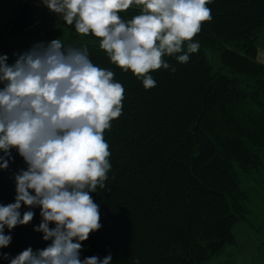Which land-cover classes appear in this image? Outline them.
<instances>
[{
    "label": "trees",
    "instance_id": "16d2710c",
    "mask_svg": "<svg viewBox=\"0 0 264 264\" xmlns=\"http://www.w3.org/2000/svg\"><path fill=\"white\" fill-rule=\"evenodd\" d=\"M36 1L22 0L0 30V54L9 64L34 45L26 37ZM207 7L212 19L193 40L198 52L184 64L166 57L176 71L152 72L156 86L147 90L111 63L98 38H67L65 45L86 47L92 62L113 71L125 89L122 115L104 132L111 153L107 187L90 193L102 227L82 242L81 259L111 254L112 264H205L235 245L232 228L248 213L240 175L264 170V64L256 59L264 0H212ZM137 14L135 6L120 13L125 20ZM57 38L51 31L42 42ZM205 51L218 53L221 68ZM5 159L0 205L6 206L15 202V174L27 164L15 149ZM25 211L35 214L30 223L4 229L12 239L0 248V264L51 243L34 230L40 208L22 205L21 217Z\"/></svg>",
    "mask_w": 264,
    "mask_h": 264
},
{
    "label": "clouds",
    "instance_id": "9594fccd",
    "mask_svg": "<svg viewBox=\"0 0 264 264\" xmlns=\"http://www.w3.org/2000/svg\"><path fill=\"white\" fill-rule=\"evenodd\" d=\"M40 2L77 34L98 38L111 63L131 71L146 90L156 86L152 72L176 71L166 57L184 64L198 52L193 40L212 19V0ZM134 6L139 14L123 19L120 13ZM14 55L9 64L0 54V169L8 168L12 149L27 169L15 174V202L0 205V248L12 239L5 227L33 220V211L21 217V206L39 207L42 222L34 230L51 243L27 248L10 264H112L111 254L81 259L80 252L102 227L90 193L107 187L111 153L104 132L122 115L125 89L113 71L92 62L86 47L61 38Z\"/></svg>",
    "mask_w": 264,
    "mask_h": 264
},
{
    "label": "rangeland",
    "instance_id": "374dc122",
    "mask_svg": "<svg viewBox=\"0 0 264 264\" xmlns=\"http://www.w3.org/2000/svg\"><path fill=\"white\" fill-rule=\"evenodd\" d=\"M21 1L22 0H0V30L6 27L11 15L15 12ZM34 7V23L27 30V32L31 34V36L26 37V40L29 42L34 44L42 42L45 35L51 31H57L58 38H61L64 43L70 35L79 38L82 37L75 32L73 27L64 25V22L55 13L49 11L40 0L35 2ZM15 41L17 40L15 39ZM204 55L214 68H221L218 53L205 51ZM247 177L249 176L240 175L241 187L243 189L247 188L249 182L246 180ZM235 235L238 241L237 245L226 247L224 249V254L220 258H213L205 264H220L223 263V261H231L230 263L235 264H264V261H262V259H264V241L260 240L257 243V247L260 249L253 251L250 249L251 245H249L248 235L244 234L239 236L237 232H235ZM244 252L246 258L251 257L247 261L241 260L243 258L241 255ZM251 252H253V255L250 256Z\"/></svg>",
    "mask_w": 264,
    "mask_h": 264
},
{
    "label": "crops",
    "instance_id": "0c3cea01",
    "mask_svg": "<svg viewBox=\"0 0 264 264\" xmlns=\"http://www.w3.org/2000/svg\"><path fill=\"white\" fill-rule=\"evenodd\" d=\"M256 48V59L259 63L264 64V34L257 38ZM246 180L249 181L247 185L249 197L245 204L248 213L244 220L237 222L233 226L234 229H232V233L235 238V245L238 243L235 232H237L239 236L246 234L249 237L250 249L257 251L260 249L257 247V243L260 240L264 241V170L247 177ZM244 255L245 252L241 255L243 256L241 259L242 261H247L251 258H246ZM251 255H253V252L250 253V256ZM262 261H264V259H262ZM225 262L231 261H223V263Z\"/></svg>",
    "mask_w": 264,
    "mask_h": 264
}]
</instances>
